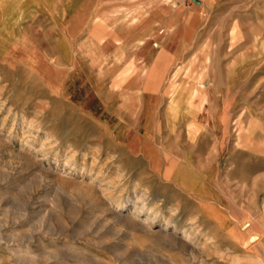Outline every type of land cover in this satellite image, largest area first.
I'll use <instances>...</instances> for the list:
<instances>
[{
    "label": "rangeland",
    "instance_id": "obj_1",
    "mask_svg": "<svg viewBox=\"0 0 264 264\" xmlns=\"http://www.w3.org/2000/svg\"><path fill=\"white\" fill-rule=\"evenodd\" d=\"M161 1L185 24L156 109L105 43L141 15L41 0L0 34V264H264V0Z\"/></svg>",
    "mask_w": 264,
    "mask_h": 264
},
{
    "label": "crops",
    "instance_id": "obj_2",
    "mask_svg": "<svg viewBox=\"0 0 264 264\" xmlns=\"http://www.w3.org/2000/svg\"><path fill=\"white\" fill-rule=\"evenodd\" d=\"M57 1L61 2L62 0H55V2ZM70 3L71 9L74 12L73 18L141 15L135 23L136 27L134 26L132 29L148 30L151 32L145 33L140 39L129 42H126L125 39L115 40L114 38L108 39L107 37L105 43L108 45L109 40H111L110 43L112 44L114 54L117 49H124L127 46L130 48L134 62L139 64V68L144 67L142 74L143 90L141 93L146 96V100L148 101L149 105L146 108L156 109L157 105H153V103L161 101V98L165 99V96L161 95V84L164 77H171L170 73L173 72L171 68H173L174 62L177 63L176 50L172 48L175 40H172V38L177 35V29H180L185 24L184 21L177 20L175 14L171 18L162 14L169 10L173 11L172 6L174 5L170 6L169 3L160 2V0H70ZM180 8L178 10L179 13L180 10H187L184 5ZM95 9L98 11L94 12L93 10ZM107 22H109L111 30L119 31V28L115 27V19H107ZM170 29L173 30L170 31ZM122 63L127 64L129 61H122ZM126 85L127 83L125 82L121 93L118 94L119 98H123L122 103H119V107L115 109L122 110L126 108L125 105L128 103V89ZM131 93L133 95L136 94V92ZM116 94L115 92V99L111 101V105L115 107L118 103ZM173 102L174 100L170 104Z\"/></svg>",
    "mask_w": 264,
    "mask_h": 264
},
{
    "label": "bare ground",
    "instance_id": "obj_3",
    "mask_svg": "<svg viewBox=\"0 0 264 264\" xmlns=\"http://www.w3.org/2000/svg\"><path fill=\"white\" fill-rule=\"evenodd\" d=\"M46 2V1H45ZM52 4L55 5V1L51 0ZM54 2V3H53ZM41 0H29V1H23V0H17V4L15 3V0H0V34L4 33V29H16L21 28L24 25V21L27 18L26 13L32 8L33 5H40ZM51 4V3H50ZM50 6V5H49ZM52 12V11H51ZM37 21V20H36ZM7 23V24H5ZM31 24V23H30ZM96 34V33H95ZM1 37V35H0ZM21 38V37H20ZM100 40V39H99ZM20 41V40H19ZM24 44V43H23ZM15 45V44H14ZM24 46V45H23ZM15 47V46H14ZM25 50V49H24ZM30 50V49H29ZM2 50H0V56H1ZM8 52V51H7ZM31 52V51H30ZM27 53V52H26ZM6 55V54H5ZM6 59V58H5ZM12 59V58H11ZM23 59V58H22ZM10 61V60H9ZM109 71V70H108ZM111 73V72H110ZM111 76V75H109ZM156 79V78H155ZM120 80V79H119ZM152 81V80H151ZM157 81V80H156ZM129 83V82H128ZM155 84V83H154ZM149 85V84H148ZM154 86V85H153ZM158 87V86H157ZM138 88V87H137ZM158 89V88H157ZM152 90V89H151ZM136 91V90H135ZM138 91V89H137ZM136 91V92H137ZM157 92V90H156ZM131 98V97H130ZM128 101V100H127ZM152 101V100H151ZM203 185H201L198 189L199 193H201L202 196H204V199L207 201H212L213 196L212 194H209L207 190H203ZM204 187V186H203ZM205 188V187H204ZM209 191V190H208ZM121 207H123V204H119ZM202 209L206 211L208 217L210 219L215 220L218 224L224 223V217L223 214L219 213V210L215 207V205L211 202L209 204H203ZM138 209L137 207H135ZM123 209V208H122ZM109 210V209H108ZM141 210V209H140ZM245 227V225H243ZM177 231V230H176ZM161 238L165 239H175L171 234L166 233L165 231H161ZM193 234V233H192ZM191 235V234H190ZM190 238V237H189ZM200 264H206L204 260H201Z\"/></svg>",
    "mask_w": 264,
    "mask_h": 264
}]
</instances>
